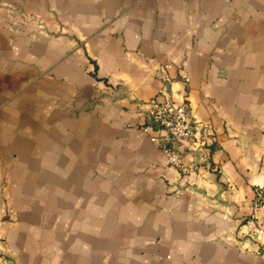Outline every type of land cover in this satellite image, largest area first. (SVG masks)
<instances>
[{
  "label": "crops",
  "instance_id": "0c3cea01",
  "mask_svg": "<svg viewBox=\"0 0 264 264\" xmlns=\"http://www.w3.org/2000/svg\"><path fill=\"white\" fill-rule=\"evenodd\" d=\"M151 97L214 127L195 169ZM258 189L264 0H0V264H264Z\"/></svg>",
  "mask_w": 264,
  "mask_h": 264
},
{
  "label": "built area",
  "instance_id": "2783aa9c",
  "mask_svg": "<svg viewBox=\"0 0 264 264\" xmlns=\"http://www.w3.org/2000/svg\"><path fill=\"white\" fill-rule=\"evenodd\" d=\"M158 70L165 80L169 78L167 65H159ZM147 117L148 122L142 126V129L149 133L150 141L159 145L169 164L184 171L195 169L197 165L196 162L188 165L181 162L182 148L187 143L194 142L206 145L215 138L214 127L208 123L192 120L190 109L185 102L151 97L147 100ZM255 205L264 209V191L261 189L256 192ZM255 223L257 224L256 218ZM2 264H13V262L9 258H3Z\"/></svg>",
  "mask_w": 264,
  "mask_h": 264
}]
</instances>
